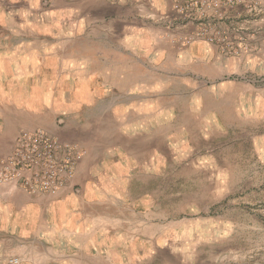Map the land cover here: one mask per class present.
<instances>
[{
    "label": "rangeland",
    "instance_id": "rangeland-1",
    "mask_svg": "<svg viewBox=\"0 0 264 264\" xmlns=\"http://www.w3.org/2000/svg\"><path fill=\"white\" fill-rule=\"evenodd\" d=\"M156 5L148 30L138 31L145 66L137 80L95 96L96 126L95 113H85L89 184L73 185L87 148L42 128L17 133L0 159V184L31 195L68 188L108 196L111 217L120 210L137 221L135 243L109 250L113 264H264V0ZM49 6L0 0V36L15 45L24 21L31 33L37 18L49 20ZM39 133L75 147L56 154L59 166L76 160L55 193L34 180L44 165L19 171L18 157L9 162L21 135Z\"/></svg>",
    "mask_w": 264,
    "mask_h": 264
},
{
    "label": "crops",
    "instance_id": "crops-1",
    "mask_svg": "<svg viewBox=\"0 0 264 264\" xmlns=\"http://www.w3.org/2000/svg\"><path fill=\"white\" fill-rule=\"evenodd\" d=\"M116 2L49 0V20L37 18L31 33L24 21L15 45L1 34L0 159L17 133L42 128L87 148L73 185L89 184L91 152L83 133L92 127L85 113H95L96 126L100 110L95 96L137 80L145 66L138 31L148 30L144 26L154 16V4L170 7V0ZM92 134L98 137L96 129ZM107 198L68 188L56 196L31 195L0 184V264L13 257L21 264H113L109 250L135 243L137 221L120 210L119 218L111 217Z\"/></svg>",
    "mask_w": 264,
    "mask_h": 264
},
{
    "label": "built area",
    "instance_id": "built-area-1",
    "mask_svg": "<svg viewBox=\"0 0 264 264\" xmlns=\"http://www.w3.org/2000/svg\"><path fill=\"white\" fill-rule=\"evenodd\" d=\"M74 149L75 147L52 141L43 133L32 135L24 134L21 135L16 141L14 152L9 162L15 160V158L18 157L16 160L17 163L14 167L19 171L24 167H30L33 169L37 165H44V175L41 178L36 177L34 180L36 181V185H40L44 189L55 193L62 185L60 180L61 170L65 168V173L70 175L72 171V162L74 163L76 160V157L71 155L63 162L62 166H59L57 163L56 154L62 150L74 152ZM30 152L43 157L39 161H33L32 157L29 156ZM6 264H21V262L18 258L13 257L10 258Z\"/></svg>",
    "mask_w": 264,
    "mask_h": 264
}]
</instances>
